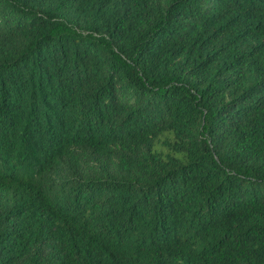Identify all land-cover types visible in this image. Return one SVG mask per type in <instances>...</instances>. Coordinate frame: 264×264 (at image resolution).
Wrapping results in <instances>:
<instances>
[{
  "label": "trees",
  "instance_id": "obj_1",
  "mask_svg": "<svg viewBox=\"0 0 264 264\" xmlns=\"http://www.w3.org/2000/svg\"><path fill=\"white\" fill-rule=\"evenodd\" d=\"M0 264H264V0H0Z\"/></svg>",
  "mask_w": 264,
  "mask_h": 264
}]
</instances>
